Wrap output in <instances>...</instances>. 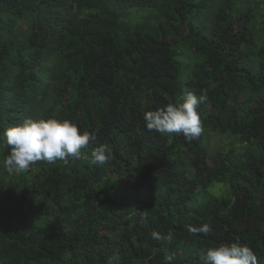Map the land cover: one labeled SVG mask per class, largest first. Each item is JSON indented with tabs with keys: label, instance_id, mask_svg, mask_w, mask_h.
<instances>
[{
	"label": "trees",
	"instance_id": "obj_1",
	"mask_svg": "<svg viewBox=\"0 0 264 264\" xmlns=\"http://www.w3.org/2000/svg\"><path fill=\"white\" fill-rule=\"evenodd\" d=\"M188 92L198 139L146 129ZM28 116L97 135L22 173L0 140V264H205L235 241L264 264V0H0V133Z\"/></svg>",
	"mask_w": 264,
	"mask_h": 264
},
{
	"label": "clouds",
	"instance_id": "obj_2",
	"mask_svg": "<svg viewBox=\"0 0 264 264\" xmlns=\"http://www.w3.org/2000/svg\"><path fill=\"white\" fill-rule=\"evenodd\" d=\"M207 101L206 93L188 92L182 102L146 111L143 114L145 127L149 132L167 136L169 141L173 134H182L188 140L198 139L203 132L199 109ZM96 135L97 130L82 131L68 119L24 117L0 133V140L10 149L2 163L9 173L25 172L37 161L54 163L60 160L68 164L70 160L82 158V149L95 140ZM112 155L110 147L100 145L92 152V163L104 165ZM187 230L207 234L210 228L204 223L199 227L189 225ZM151 237L157 241L171 240L172 234L162 236L153 231ZM204 260L205 264H259L257 252L239 241L209 248Z\"/></svg>",
	"mask_w": 264,
	"mask_h": 264
},
{
	"label": "rangeland",
	"instance_id": "obj_3",
	"mask_svg": "<svg viewBox=\"0 0 264 264\" xmlns=\"http://www.w3.org/2000/svg\"><path fill=\"white\" fill-rule=\"evenodd\" d=\"M218 185H222V183L216 182L215 184H213V186L211 187L210 191H214L215 188H216Z\"/></svg>",
	"mask_w": 264,
	"mask_h": 264
}]
</instances>
